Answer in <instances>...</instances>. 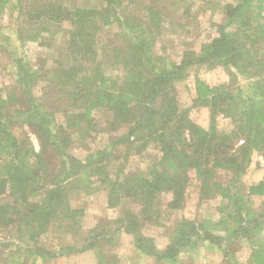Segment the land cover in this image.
<instances>
[{"label":"trees","instance_id":"trees-1","mask_svg":"<svg viewBox=\"0 0 264 264\" xmlns=\"http://www.w3.org/2000/svg\"><path fill=\"white\" fill-rule=\"evenodd\" d=\"M101 1L100 8H85L65 7L55 0H0V30L10 12L21 45L48 46L44 35L49 39L60 35L63 40L60 61L49 67L42 61L34 68L17 48H8L9 35L0 33V49L6 52L14 76L11 86L0 88V234L17 240L14 249L2 253L0 264H49L58 257L89 251L98 264H107L99 244H111L118 232L129 235L134 250L156 264H176L182 250L194 251L204 242L225 252V245L240 236L252 240L264 225V202L259 215H248L251 207L244 205L237 188L254 154L264 162V0H234L225 6L227 20L218 26L217 36L196 52L182 51L179 62L154 50L163 28L159 11L144 7V19L122 12L133 0ZM41 19L53 24L55 33L38 28ZM110 26L117 28L109 44L111 75L104 73L101 64L84 65L93 63L98 55L97 34ZM196 68H219L228 76L215 86L194 77L193 106L208 108V128L190 119L175 91L176 83ZM39 85L41 94L36 96ZM61 109L64 125L56 120ZM98 111L107 114L106 127L98 132L109 135L125 124L128 131L79 159L69 153L70 132L89 138L97 131L94 114ZM220 116L231 121L230 131H218ZM150 145L160 156L146 174L137 171L120 180L109 176L110 157L119 158L113 153L117 147L128 158L131 150L139 155ZM190 170L205 197L223 201L220 218L210 224L182 221L160 249L140 229L145 223L159 224L162 211L152 207L158 194L171 195L167 210L180 209ZM216 171L232 174L227 187L215 180ZM96 184L106 189L107 207L121 209L120 216L106 221L116 228L105 229L100 222L87 231L78 247H42L38 241L42 234L80 230L83 210L73 207L70 198L77 190L91 194ZM246 194L263 196L264 182L249 185ZM215 230L223 232L224 238ZM247 264H264V241H256Z\"/></svg>","mask_w":264,"mask_h":264},{"label":"rangeland","instance_id":"rangeland-1","mask_svg":"<svg viewBox=\"0 0 264 264\" xmlns=\"http://www.w3.org/2000/svg\"><path fill=\"white\" fill-rule=\"evenodd\" d=\"M65 7H85V8H100L104 4L101 0H55ZM234 4V0H133L132 4L128 5L126 11L123 13H131L139 18H147L144 7L151 6L159 11L163 18L162 30L155 45V52L158 55L165 56L166 59L173 62H179L182 51L193 50L198 51L201 44L208 42L213 37L217 36V29L219 25H224L226 18L225 6ZM264 16V13L262 14ZM10 12H7L3 17L2 28L0 33L9 35V47L17 48L20 55H23L28 63L35 67H39L42 61L46 62V67H49L52 62L60 61L63 57L62 50V37L56 35L53 39L47 38L44 35L43 42L48 46L40 47L33 42H27L21 45L14 35V19L10 18ZM13 21V22H12ZM10 23L12 24L9 30ZM38 28L49 29L55 33L53 24L45 19L37 21ZM117 31L115 26L102 28L97 34L96 49L97 54L93 63L86 62V67L96 68L98 64L103 66L105 74H110L109 62L112 60V50L109 48L113 34ZM59 34V33H58ZM51 45V46H50ZM50 46V47H49ZM264 51V48L261 52ZM7 54L0 49V88L9 87L13 84V69L7 64ZM113 73V71H112ZM117 74V72H114ZM197 76L205 81L210 86L219 85L228 80L227 73L222 69L216 68L214 70H205L203 68L192 69L186 79L176 83L175 91L179 106L188 112L190 119L197 125L208 128L209 126V111L206 107H194L193 99L194 94V77ZM239 84L246 91V84L242 78L238 79ZM12 83V84H11ZM41 85L37 86L34 90L36 96H40ZM94 120L98 125L97 131L92 133L89 138H80L76 132L71 131V147L69 153L79 159H83L88 152L102 149L107 146L111 139L110 137H118L127 133L129 125H122L115 131H110L109 135L98 132L106 127L107 114L103 111L95 112ZM57 123L65 124L64 113L61 110L56 112ZM216 127L220 132H228L232 128L231 121L227 118L218 117ZM31 140L37 149V141L31 135ZM242 143V141H240ZM122 147H117L113 152L119 158H111L109 167V176L112 179L120 180L125 175L142 171L144 174L148 172L151 165L160 156L159 152L153 145H150L141 154L136 155L131 150L128 158L125 155L119 154ZM113 156V155H112ZM256 169L257 175L253 174L249 180L256 182L260 177L264 178V162L263 159L254 154L252 156L251 165L246 174L241 179V185L238 186V195L248 207L249 213L252 217L259 215L262 209L263 201L261 199L249 198L246 194V188L249 186L248 180L245 176L251 169ZM261 169V170H260ZM215 180L226 186L230 183L232 174L226 171H216ZM189 185L185 191V201L180 209L175 211L167 210V204L171 199L170 194L160 193L153 201L154 209L162 211V216L159 224L145 223L140 231L149 237L154 238L156 245L163 249L169 242L177 225L184 220H192L198 222H205L207 224L216 222L220 218L219 209L223 201L219 197L207 198L201 192V185L199 180L194 178V172L189 171ZM94 189V188H93ZM107 194L104 187L95 185V190L91 194L88 192L75 191L70 198V203L73 207L82 209L83 213L79 217L81 228L75 234L53 233L39 236V243L44 248H57L67 244H74L80 246L82 240L85 239L86 233L89 229L93 228L96 224L104 222L105 229L116 228V226L107 224L106 221H111L120 216L121 209L107 207ZM106 222V223H105ZM101 225V226H103ZM103 228V227H102ZM101 230V228H99ZM216 235L224 238V233L218 230L213 231ZM264 241V225L261 227L260 232H254L252 240L245 237H239L229 244L225 245L230 254L219 250L216 246L207 242L198 244L194 250H182L178 257L176 264H247V260L251 254V249L256 246V241ZM226 241V240H225ZM99 251L107 260V264H156L154 259L142 256L137 253L133 248L132 238L128 235L122 236V232H118L112 236L111 244H99ZM0 258L2 253H8L10 250L17 246V240L9 235L0 234ZM5 246L8 248L4 249ZM3 247V248H2ZM229 255V257H228ZM231 256V257H230ZM77 257L69 260L75 262L71 264H92L97 262L96 256L93 252L80 255H73ZM67 258V257H64ZM70 258V257H69ZM62 264L65 263L63 257H58L56 261H51L49 264Z\"/></svg>","mask_w":264,"mask_h":264},{"label":"crops","instance_id":"crops-1","mask_svg":"<svg viewBox=\"0 0 264 264\" xmlns=\"http://www.w3.org/2000/svg\"><path fill=\"white\" fill-rule=\"evenodd\" d=\"M261 170V169H260ZM255 171H257L256 169H251L250 170V172H248V174L245 176V178L248 180V183H249V185H256V184H258V183H260V182H264V178H262V177H260L259 178V180L258 181H256V182H253V180L251 181V180H249V178H250V176L251 175H253V174H256L257 175V173L258 172H255ZM263 177H264V175H263ZM249 198H252V199H261L263 202H264V195L263 196H255V195H253V196H249ZM123 235H125V236H128L127 234H125V233H123L122 232V236ZM90 252H92V251H89V252H84V253H80V254H76V255H82V254H85V253H90ZM70 257V258H69ZM69 257H67V258H64L63 257V259H64V262L65 263H62V264H71V263H73V262H75V261H73L75 258H77V257H71V256H69ZM71 258H73V260H69V259H71ZM58 259V258H57ZM56 259V260H57ZM56 260H54V261H56ZM53 261V260H52ZM97 261V260H96ZM56 264V263H55ZM60 264V263H59ZM92 264H98L97 262H95V263H92Z\"/></svg>","mask_w":264,"mask_h":264}]
</instances>
